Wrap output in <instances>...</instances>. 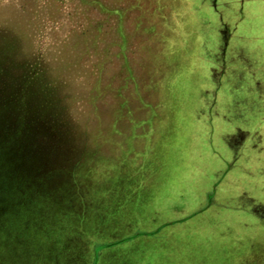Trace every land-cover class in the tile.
Returning <instances> with one entry per match:
<instances>
[{
    "label": "rangeland",
    "instance_id": "374dc122",
    "mask_svg": "<svg viewBox=\"0 0 264 264\" xmlns=\"http://www.w3.org/2000/svg\"><path fill=\"white\" fill-rule=\"evenodd\" d=\"M8 44L16 82L35 65L74 93V163L87 156L59 193L71 212L41 198L55 177L0 151V264H94L98 243L169 222L98 264H236L264 247V0H0ZM38 145L22 156L40 148L46 172L63 149Z\"/></svg>",
    "mask_w": 264,
    "mask_h": 264
},
{
    "label": "trees",
    "instance_id": "16d2710c",
    "mask_svg": "<svg viewBox=\"0 0 264 264\" xmlns=\"http://www.w3.org/2000/svg\"><path fill=\"white\" fill-rule=\"evenodd\" d=\"M13 48L9 44L0 48V151L9 145L17 146L16 154L28 161L27 164H31L35 174L44 173L42 177L44 179L55 177L54 186L47 185L44 181L41 198L62 209L64 206L71 207L72 212L73 201H76L77 198L72 196L70 199L67 197L68 195L62 196L59 193L62 190L69 191L70 188L67 184L72 185L71 179L75 177L77 167L81 166L87 156L86 150L74 163L76 160L74 153L77 150L86 149L85 143L82 144L75 134H68L74 126L67 112L76 105V96L74 93L71 95V92H66L63 83L55 80L53 74L45 67L27 65V71L16 82L14 79L18 75L19 67L11 66V64H16V61H12V63L9 61V57H14ZM61 128L67 133H62L55 139V135L52 136V133L58 132ZM55 140L60 143L63 151L57 153L56 165L49 167L47 164L46 172L38 165L42 159L45 161L48 158L43 152H40V148L35 149L34 153H25V156H22L24 149L21 146L33 145L35 148L43 141L44 144H49ZM80 199L82 198H79V201ZM102 221L107 222L108 216L103 217ZM173 223L175 222H169L154 230L144 232L153 231L154 233L151 235H156L164 227ZM139 233L141 232L133 233L116 241L98 243L94 251V264H98L103 249L119 246L138 236H150ZM254 253L255 257L249 260L243 259L236 264H264V247H260Z\"/></svg>",
    "mask_w": 264,
    "mask_h": 264
},
{
    "label": "flooded vegetation",
    "instance_id": "af4514ba",
    "mask_svg": "<svg viewBox=\"0 0 264 264\" xmlns=\"http://www.w3.org/2000/svg\"><path fill=\"white\" fill-rule=\"evenodd\" d=\"M211 4H212V6H216V2H217V0H208ZM223 25H225L226 26V24L224 23Z\"/></svg>",
    "mask_w": 264,
    "mask_h": 264
},
{
    "label": "water",
    "instance_id": "95a60500",
    "mask_svg": "<svg viewBox=\"0 0 264 264\" xmlns=\"http://www.w3.org/2000/svg\"><path fill=\"white\" fill-rule=\"evenodd\" d=\"M154 232L152 231V232H141V233H139L140 235L141 234H148V235H151V234H153Z\"/></svg>",
    "mask_w": 264,
    "mask_h": 264
},
{
    "label": "crops",
    "instance_id": "0c3cea01",
    "mask_svg": "<svg viewBox=\"0 0 264 264\" xmlns=\"http://www.w3.org/2000/svg\"><path fill=\"white\" fill-rule=\"evenodd\" d=\"M205 2L209 3L208 0H204Z\"/></svg>",
    "mask_w": 264,
    "mask_h": 264
}]
</instances>
